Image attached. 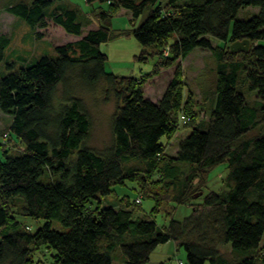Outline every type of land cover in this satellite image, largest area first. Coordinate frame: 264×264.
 I'll list each match as a JSON object with an SVG mask.
<instances>
[{
  "label": "trees",
  "instance_id": "16d2710c",
  "mask_svg": "<svg viewBox=\"0 0 264 264\" xmlns=\"http://www.w3.org/2000/svg\"><path fill=\"white\" fill-rule=\"evenodd\" d=\"M65 1L0 0V10L32 30L51 21L80 37L90 21L81 24L78 10L64 7ZM85 1L107 5L96 11L98 28L56 47L55 58L43 56L18 69L6 65L8 73L0 76V112L10 117L8 133L17 144L12 152L0 145V264H43L35 260L41 250L51 264H112L116 250L124 264H146L169 241L185 250L186 264H264V0ZM247 8L257 12L245 13ZM121 9L131 23L148 15L136 29L115 32L110 21ZM120 36L141 46L139 62L156 57L152 76L179 67L196 49L208 51L215 63L208 118L196 121L197 114L178 112L187 106L180 67L157 102L144 97L143 76L108 73L100 46ZM243 40L248 52L230 53V45ZM9 43L0 35V63ZM152 48L153 55L146 51ZM69 74L86 88L103 84L104 98L116 101L113 141L105 152L87 146L91 121L80 99L55 104L56 89ZM242 89L260 98L259 110ZM179 119L195 124L173 156L165 138L180 130ZM221 164L223 189H204L196 200L202 201L200 211L193 207L195 181L206 188L209 171ZM130 183L138 196L132 202L116 193ZM153 186L162 187L171 203L192 206V216L163 228L151 216H137L138 198H151ZM113 194L123 205L101 208ZM151 199L155 209L156 193ZM25 218L44 225L32 233ZM52 222L64 231L53 230ZM227 248L231 259L222 253Z\"/></svg>",
  "mask_w": 264,
  "mask_h": 264
},
{
  "label": "rangeland",
  "instance_id": "374dc122",
  "mask_svg": "<svg viewBox=\"0 0 264 264\" xmlns=\"http://www.w3.org/2000/svg\"><path fill=\"white\" fill-rule=\"evenodd\" d=\"M68 9L78 10V21L83 24L90 21L89 25L82 28V35L80 37L67 34L61 27L56 26L51 21L47 22V28L34 30L29 26L16 19L13 16L0 10V35H6L10 38V43L3 50V60L0 63V76L8 73L6 65L14 64L15 68L19 66H28L43 56H49L52 58L57 57L54 49L59 46H63L67 43L76 42L85 36L90 30L98 28L96 11L99 7L106 8V4L93 3L88 4L85 0H67L61 3ZM257 12L255 8H247L245 13L254 14ZM243 13V12H242ZM148 11H145L138 19L130 22V15L127 11L121 9L114 18L111 19V30L117 32L123 29L133 28L136 29L146 18ZM241 17V14H240ZM174 39H170L173 42ZM100 50L107 56V62L105 64V70L108 73H112L118 77H133L142 78L143 76V95L146 99L152 102H157L161 99L165 93L168 84L174 76L177 68L182 73V86L183 96L182 101L185 100L187 106L179 105L180 114L190 113L192 115H198L196 121L207 119L208 107L210 108L211 102L214 100V81H215V63L208 51L194 50L185 60L178 61L179 67L172 66L169 69H161L156 76H152V70L156 62V57L149 58L145 63L139 62L137 57L141 54V46L135 41L132 36L129 37H117L107 43L101 44ZM157 49L152 48L146 50L148 53L156 52ZM163 57L168 55L167 48L162 51ZM148 55H146L147 57ZM149 73V74H148ZM148 74L147 76H145ZM244 96L251 107L259 110V106L262 101L258 96L251 91L242 89ZM104 85L98 84L93 88H86L78 80L74 74H69L67 80L59 85L55 92V104L57 105L66 97L73 96L80 99L87 111L91 121V132L87 141V146L97 152H105L112 145L113 136L111 132V124L116 110V101L110 96L105 99ZM241 91V90H240ZM70 92V95L66 93ZM191 93V95H189ZM63 102L62 105L66 104ZM187 110V111H186ZM11 119L8 115L0 112V145L2 149L7 151L16 150V139L14 135L8 133ZM180 130L173 134L170 138H165L166 153L176 156L178 152V142L184 138L195 122L187 125H182L179 119ZM226 173V166L224 164L214 167L208 173L206 180V188L201 187L198 181H195V195L193 196V207H200L199 201L196 200L210 191H219L223 189L222 179ZM198 182V184H197ZM135 184H125L124 190L115 189L119 197L127 196L132 202L138 196L132 189L135 188ZM200 189H202L200 191ZM151 198H154V194L157 196V203L154 209V200L140 196L141 204L136 206L135 214L137 216L148 215L152 217V220L159 228L168 227L171 220L183 221L192 216V206L188 205H175L171 203L164 195V189L162 187H155L149 189ZM195 196H197L195 198ZM143 198V199H142ZM164 198V200H162ZM117 198L109 196L101 201L99 206L101 208L112 207L116 208L119 204L123 205L121 201H116ZM139 200V201H140ZM162 200V201H161ZM191 203V202H190ZM96 207V202L91 203ZM23 223L27 225L32 233L36 232L40 227L44 225L42 220H33L31 218L22 219ZM52 229L63 232L64 228L58 222H52ZM264 245V241H263ZM44 250L37 252L35 260H41L43 264H51L50 258L43 253ZM222 253L229 256L228 248L226 252ZM125 258L119 250L113 253L112 264H124ZM186 264V252L183 248L178 247L174 242L169 241L163 245L158 246L153 254L150 256V260L146 264Z\"/></svg>",
  "mask_w": 264,
  "mask_h": 264
},
{
  "label": "water",
  "instance_id": "95a60500",
  "mask_svg": "<svg viewBox=\"0 0 264 264\" xmlns=\"http://www.w3.org/2000/svg\"><path fill=\"white\" fill-rule=\"evenodd\" d=\"M249 48H250L249 41L243 40V41L233 42L229 47V51L230 53L237 54L241 52H248ZM196 197L197 196H195V198Z\"/></svg>",
  "mask_w": 264,
  "mask_h": 264
},
{
  "label": "built area",
  "instance_id": "2783aa9c",
  "mask_svg": "<svg viewBox=\"0 0 264 264\" xmlns=\"http://www.w3.org/2000/svg\"><path fill=\"white\" fill-rule=\"evenodd\" d=\"M137 203H139V200H137Z\"/></svg>",
  "mask_w": 264,
  "mask_h": 264
},
{
  "label": "crops",
  "instance_id": "0c3cea01",
  "mask_svg": "<svg viewBox=\"0 0 264 264\" xmlns=\"http://www.w3.org/2000/svg\"><path fill=\"white\" fill-rule=\"evenodd\" d=\"M176 244V243H175ZM177 245V244H176Z\"/></svg>",
  "mask_w": 264,
  "mask_h": 264
}]
</instances>
